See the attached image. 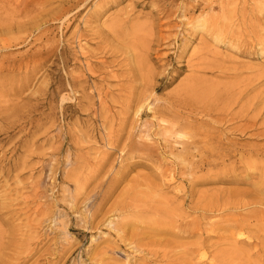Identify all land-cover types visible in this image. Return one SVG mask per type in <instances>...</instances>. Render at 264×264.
<instances>
[{
  "label": "rangeland",
  "instance_id": "1",
  "mask_svg": "<svg viewBox=\"0 0 264 264\" xmlns=\"http://www.w3.org/2000/svg\"><path fill=\"white\" fill-rule=\"evenodd\" d=\"M224 1L0 0V264H187L203 255L201 264H219V257L225 264H264L254 248L262 250L261 244L253 238L238 245L250 254L233 258L226 240L233 231L220 228L210 237L214 246L193 247L196 252L188 254L199 233L187 237L185 225L179 227L184 218L205 220L210 227L254 208L264 210V204L206 213L192 209L196 202L218 198L251 200L264 184L259 170L264 134L256 135L264 131V43L259 41L264 40V0H230L233 14L227 20L219 7ZM168 8L177 11L175 17L168 19ZM215 23L244 40L212 35ZM80 31L86 49L95 51L96 42L115 49L114 55L97 56L110 65L111 92L102 79L86 95L71 90L63 59L79 55ZM94 31L104 32L103 37ZM158 33L172 36L163 50L154 42ZM82 65L75 74L85 71ZM113 73L125 80L119 100L114 92L121 87L111 79ZM189 84L199 97L195 107L210 104L237 118L214 125L215 113L185 108L187 133L172 135L160 131L175 120L168 110L138 111L144 102L168 104ZM254 120L258 125L245 134L231 128ZM205 123L213 126L207 136H221L225 150L255 152L242 159L232 154L192 174V159L182 157L180 143ZM108 135L118 137L115 148ZM166 144L175 147L173 152H164ZM204 150L192 148L191 153L199 161ZM106 151H111L108 161L93 172ZM123 152L129 159L119 173ZM143 156L150 160L145 163ZM191 174L201 178L194 188L188 183ZM261 213L247 216L254 222L262 220Z\"/></svg>",
  "mask_w": 264,
  "mask_h": 264
},
{
  "label": "bare ground",
  "instance_id": "2",
  "mask_svg": "<svg viewBox=\"0 0 264 264\" xmlns=\"http://www.w3.org/2000/svg\"><path fill=\"white\" fill-rule=\"evenodd\" d=\"M11 1V0H9ZM115 1V0H113ZM231 4L230 0H226L224 2H222L221 4H219V7L222 11H224V13H226V15L224 16V19H228L229 16L232 17L233 14V9L231 10L229 8V5ZM78 4L76 6H73L71 8L70 11H73L75 9V7H77ZM211 8L215 9V5H211ZM192 10L195 11L196 10V6H192ZM169 10L166 11V13L168 14L167 17L168 19L175 17V15L177 14L173 12L174 10H172L171 8H168ZM69 11V12H70ZM96 14V13H95ZM63 18L60 17V19ZM92 19H98V17H91ZM87 19L86 23L89 24L91 23L93 20L92 19ZM192 22H196V21H192ZM206 22V20H205ZM113 27V26H111ZM211 27V26H210ZM114 28V27H113ZM211 29V34L212 35H217V37L219 36H225V37H229L231 40L237 41V42H242L244 39H240V36L237 35V32L232 30L229 27H224V26H215L209 28V30ZM94 35L99 38V37H103L104 32H98V31H94ZM191 35L192 32H190L189 34H185L183 37V44L182 46H184L183 48H185V44L188 41H191ZM85 36L84 32L80 31V33L77 34V42H78V48H79V55L81 57H92L93 60L92 62H90L88 60H81L80 56L77 54V51L73 54V58H64L63 59V67L64 69H66V79L69 82V85L71 86V90L73 92H78L80 91L82 94H87L88 93V89L91 86L96 87V81L102 79L105 83V87L108 88V91L111 92L112 89L109 87V85H111V80L106 78V75L110 72H108L109 66L110 65H106V60L103 58H99L97 57L100 54H103L104 56L106 55H114L115 54V49L110 47V46H103L102 44H100L99 42H96V49L95 51H91L89 49H86L84 47V44H82L81 42V38H83ZM243 36L245 37V33L243 34ZM172 36H168L165 37L162 33H158V36L155 38L154 42L155 44L158 46L159 49L163 50L165 49L166 46L161 47V45L165 42H167L168 40L171 39ZM177 42H179L178 38H176ZM181 40V41H182ZM261 43H264V40H259ZM108 43V42H107ZM158 49V50H159ZM157 50V51H158ZM184 49L182 51H178L177 52V57H181L182 53H183ZM123 54H125V51H122ZM165 56H169L168 54H166ZM264 61V60H263ZM262 61V62H263ZM85 65V71L79 73V74H75L74 70L75 69H79L81 68L83 65ZM42 61H40L38 63V65H41ZM36 64V62L34 63V65ZM33 65V67H34ZM27 66H29L27 64ZM70 68V69H69ZM180 69H182V65L179 66ZM153 76V75H152ZM57 82L62 85V78L58 77L56 78ZM111 79H115V81L117 82V86H120L121 88L119 89V93L114 92V96L117 95V97L121 96L123 93V88L124 87V79H121L117 74L113 73V75H111ZM130 80V79H129ZM155 89V86L153 87ZM194 87H191V84L187 85L184 95H182L181 97L173 100H169L168 104H165L164 106L161 105H155V106H149V103L146 104L144 103H140L139 107H138V111H141L142 113H147L149 110H151L152 112H163L164 110H168L174 117L175 120L174 121H170L167 123L166 126H163L160 131H164L165 133H171L176 134V133H180L186 131V126L189 124V118H185L182 110L183 109H191V111L193 113H203L206 116H212L215 113V118H214V122L212 124H225L227 122H232L234 119H236L237 117H234L231 113H228L227 110L225 109H218V108H213L210 104H201L198 107H195V103L199 102V97L194 95L192 93V89ZM121 91V92H120ZM124 97V96H122ZM122 97L117 98L118 100L121 99ZM64 99L69 98V97H63ZM72 99V97H71ZM132 100V97L129 96L128 97V101L130 102ZM101 105H103V103H101ZM200 110V111H198ZM98 115L100 116L101 113H103L101 111V109L98 110ZM116 116H118V114H113V116L111 118H115ZM258 125L257 121L254 120L253 122H249V124L247 126H233L231 128H233L235 131H239L241 134H245L246 130L249 128H255ZM211 127L213 128V126L211 125V123H205V125L202 126H198L193 130V138L192 134L190 131H188V134L190 135V137L187 138L186 141L181 142L180 144L183 145V149L181 150V155L184 159H188L191 158V170H195L194 173L192 174H196V169H201L203 168V166L208 165H214L216 164L219 160H223L226 157H231V156H235L232 154H236L238 155L237 159H242L243 157L246 156V154L248 155H252L255 152V149H250L249 151H244L243 147L240 148H227V150H225L222 147V137L219 136L217 139L215 136H211L208 137L207 136V131H209V128ZM264 134V131L257 133L256 135L261 136ZM118 135V134H117ZM110 138L111 136L108 135ZM177 142V141H176ZM116 143H118V137L116 136L114 139L111 138V140H108V144L110 146V148H115ZM204 147V152L201 155V160H196L194 158V154L191 153V149H197V148H203ZM164 152L171 150L173 152L174 148L173 146H170L169 144L164 145ZM111 153V151H106L105 155L97 160L93 166V172L96 171V168L99 167V169L103 166V164H105L108 161V155ZM125 156H121L122 160L120 162V166L118 169V172L121 173V169L122 167L128 164L127 160L129 159V153H124ZM144 161L146 163V161H149L150 158L143 156ZM142 164H144V162L140 161ZM236 165V164H235ZM255 165V164H254ZM253 166V165H251ZM233 169H235V166H233ZM190 170V171H191ZM260 170V176L263 178L264 181V167ZM181 174H186V169H182ZM188 180V183H190V185L192 186V188H194L200 181L201 178L200 177H195V175H192ZM250 176V175H249ZM208 179V178H207ZM116 180V176L112 179V182H114ZM222 180V179H220ZM258 191L260 192V194L254 195L256 197L251 198V200H241L240 202H233L230 199H222V201L220 200V198L217 199V201H212L209 204H205L203 205L201 202L200 203H195V205L193 206V210L195 211H203V212H216V211H224L226 209H234V208H243V207H249V206H258L260 207V205L264 204V197H261L260 195H262V193L264 192V184H262V186L258 187ZM189 195H194L195 190H191L189 192ZM218 195H220L219 193H217ZM185 205V204H184ZM252 212H262L261 213V219H256L254 222L253 220H250L249 217L247 215H250ZM250 214L246 213L243 215H239L237 217H233V218H226L225 220L218 222L216 225H211L210 227H206L204 226V224L206 223L205 220H194V221H190L186 218L183 219L182 223L179 224V227L184 224L185 225V236H190L193 235L194 233H199L198 236V241L192 244H189L191 248L186 249V252L188 254H193L196 252L194 248H198V247H212L215 245V243L211 242L210 237L214 234V230L216 228H220L223 229L225 231H233L231 236H228L226 238V240H228L231 246V249L229 251H233L231 253H236L234 254L233 258L238 259L241 256H245L250 254L251 250H243L241 248L238 247L239 243H244L246 241H249L251 238L256 239L258 241V243L261 244L262 250L258 249L259 245H256L254 248L256 251H259V254H261V257L264 259V210L258 209V208H254L250 211ZM244 228H249V229H255L258 233H256L255 235H247L245 234L243 231ZM239 230L238 232H235L236 230ZM184 233H182V235H184ZM180 233H175L174 235H178ZM261 251L263 253H261ZM229 252L222 250V256H226L228 255ZM205 258V255L199 257L197 260L193 261L192 259H188L187 264H201L203 262ZM4 261V260H2ZM219 264H225V261L221 260V257H219ZM215 264H218V261H215Z\"/></svg>",
  "mask_w": 264,
  "mask_h": 264
}]
</instances>
